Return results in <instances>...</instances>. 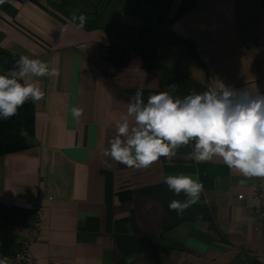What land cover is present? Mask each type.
<instances>
[{"label": "crops", "instance_id": "crops-1", "mask_svg": "<svg viewBox=\"0 0 264 264\" xmlns=\"http://www.w3.org/2000/svg\"><path fill=\"white\" fill-rule=\"evenodd\" d=\"M182 2L0 4V47L60 73L33 78L45 96L32 101L29 147L0 156V256L20 251L37 197L46 220L32 249L36 264H264L249 212L264 178H245L219 157L196 163L194 142L176 150L171 166L161 157L129 168L101 155L137 89L145 102L169 84L179 98L220 82L264 95L261 0H195L186 12ZM74 13L87 17L84 28L70 22ZM72 107L82 109L79 119ZM178 173L204 185L182 216L169 204L187 197L164 183Z\"/></svg>", "mask_w": 264, "mask_h": 264}, {"label": "clouds", "instance_id": "clouds-1", "mask_svg": "<svg viewBox=\"0 0 264 264\" xmlns=\"http://www.w3.org/2000/svg\"><path fill=\"white\" fill-rule=\"evenodd\" d=\"M5 2L0 0V4ZM77 20V26L84 28L87 17L74 13L70 22ZM59 74L45 61L19 56L12 68L0 74V119L15 116L29 100L44 98L45 92L34 77ZM176 88L169 84L168 90L150 95L147 102L143 90L137 89L126 113L116 122L115 135L102 157L136 169H147L164 157L171 166L176 150L194 142L189 158L196 163L219 157L245 178H264V95L220 82L202 93L193 91L179 98L173 95ZM71 115L79 119L82 109L72 107ZM164 183L174 195L183 192L187 197L169 204L178 216L198 203L204 190L196 174H169ZM0 264H9L7 256L0 258Z\"/></svg>", "mask_w": 264, "mask_h": 264}, {"label": "trees", "instance_id": "trees-1", "mask_svg": "<svg viewBox=\"0 0 264 264\" xmlns=\"http://www.w3.org/2000/svg\"><path fill=\"white\" fill-rule=\"evenodd\" d=\"M195 5V0H183L182 12L189 11ZM264 10V0H261ZM19 56L12 54L0 47V74L12 68ZM34 121V107L31 100L18 109L17 114L7 120L0 119V156L9 155L26 150L29 146L27 135L31 133ZM122 199L127 193L120 195Z\"/></svg>", "mask_w": 264, "mask_h": 264}, {"label": "built area", "instance_id": "built-area-1", "mask_svg": "<svg viewBox=\"0 0 264 264\" xmlns=\"http://www.w3.org/2000/svg\"><path fill=\"white\" fill-rule=\"evenodd\" d=\"M258 201V206L250 209L253 217V229L261 234L264 241V179H260L252 194ZM243 199V196H239ZM31 219L29 231L20 244V251L14 256H7L9 264H36V259L32 254V249L36 245L41 229L46 220V209L39 198L31 200ZM4 256H0L2 258Z\"/></svg>", "mask_w": 264, "mask_h": 264}]
</instances>
